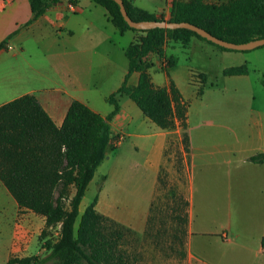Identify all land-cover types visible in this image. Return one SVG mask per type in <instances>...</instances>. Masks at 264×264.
I'll use <instances>...</instances> for the list:
<instances>
[{"label":"crops","instance_id":"obj_1","mask_svg":"<svg viewBox=\"0 0 264 264\" xmlns=\"http://www.w3.org/2000/svg\"><path fill=\"white\" fill-rule=\"evenodd\" d=\"M129 1L165 20L174 2ZM145 35L119 29L108 10L92 0H63L37 18L29 0H0V44H7L0 51V106L30 94L58 128L74 102L107 121L114 109L108 97L122 87L129 71L125 50ZM207 43L197 37L184 43L166 34L163 57L150 58L152 83L166 87L173 81L189 102L187 129L180 121L174 130L160 129L129 96H119L120 110L109 121L119 145L108 152L89 187L95 183L98 188V213L143 235L163 168L173 160L167 153L175 147L184 175L180 189L188 202L186 238L161 247L157 264H264V164L250 160L264 153V101L254 96L232 101L228 120L221 121L214 114L216 105L203 99L205 88L201 95H187L174 73L179 52L199 45L211 51L209 59L241 53L238 66L246 64L249 72L230 77L249 80L258 72L264 78V47L230 52ZM170 59L173 65L168 66ZM228 68L219 72L225 75ZM198 70L199 78L206 76L204 83L199 79L206 87L210 73L204 66ZM139 78L133 73L128 86H137ZM194 80L190 74L187 84ZM238 218L241 226L235 227ZM46 227V217L21 208L0 179V264L43 254Z\"/></svg>","mask_w":264,"mask_h":264},{"label":"trees","instance_id":"obj_2","mask_svg":"<svg viewBox=\"0 0 264 264\" xmlns=\"http://www.w3.org/2000/svg\"><path fill=\"white\" fill-rule=\"evenodd\" d=\"M34 18L44 14L53 4L63 0H29ZM105 7L115 25L121 30H133L146 34L125 50L129 59L126 79L116 92L108 97L114 106L107 121L74 102L61 128L56 127L34 95H24L0 106V179L18 201L21 208L46 217V231L62 223L61 238L48 248L49 254L37 257L15 258L9 264H43L60 260L63 264H129L122 239L129 228L109 219L96 210L97 198L76 223L79 209L96 171L110 150L114 139L109 121L119 112V96L127 95L142 113L163 130H174L180 121L187 129L189 102L171 81L166 87H156L149 69L151 56L163 57L166 34L187 43L197 37L212 45L197 33L186 29L135 30L124 20L119 5L113 0H92ZM128 15L135 21L165 20L135 8L124 0ZM170 22H190L204 28L214 36L234 43H246L264 38V0H222L209 3L205 0H174ZM224 51H230L215 45ZM7 44H0V51ZM239 52V51H235ZM169 65L173 61L169 60ZM246 64L224 71L226 76L248 74ZM133 73H139L137 86H128ZM203 83L204 74H200ZM198 93H203V87ZM188 147V135L184 133ZM110 147H112L110 149ZM254 163L264 164V153L250 158ZM161 180V178H160ZM183 199V198H182ZM184 200V199H183ZM69 201L68 205H64ZM186 205L188 202H185ZM156 208L153 203L150 222L155 225L159 218H151ZM159 215V214H158ZM187 214L186 219L187 220ZM112 222L110 230L105 222ZM187 223V221H186ZM186 233V230H185ZM264 247V236L262 238Z\"/></svg>","mask_w":264,"mask_h":264},{"label":"rangeland","instance_id":"obj_3","mask_svg":"<svg viewBox=\"0 0 264 264\" xmlns=\"http://www.w3.org/2000/svg\"><path fill=\"white\" fill-rule=\"evenodd\" d=\"M205 1L209 3H217L213 2L214 0ZM207 44L212 46V48H218L210 43ZM209 52L211 51H205L199 45H193L191 49H182V51L179 52L177 67L174 70V73L178 77L180 86L187 90L186 93L189 92L192 95V92H198L199 88H205L206 92L203 99L206 102H211L216 105V107H213V109H215L214 114L217 116L218 120L221 121L228 120L227 117L232 111V101L251 100L252 96L258 101H264V78L258 72L252 73L249 80L238 77H228L219 72L220 67L222 66L234 67L240 65L241 60H238L236 57L241 56L239 55L241 53H230L233 54L232 56L234 57L221 60L220 58H216V56H212L211 59H209L207 55ZM166 64L169 66V60L166 61ZM200 66H204L210 73V78L206 87L199 82L200 78L198 77V74L200 71L198 69ZM190 74H192L193 80L195 79L194 81H198V84H194V81H191L190 85L187 84ZM195 104H197V102ZM119 141V136H115L110 144L112 147H118ZM112 147H110V149ZM167 154V156L171 155L173 160H170V163L166 166L169 171L166 168H163V179L159 181L156 191V200L154 202L156 208L151 216L153 220L159 218L160 222L158 221L157 223L160 224L159 226H156L155 222H150L146 233L143 235L136 234L131 229H129L131 232L124 235V238L122 239L124 247H122V249L127 251L126 256L129 259V264H157L161 253V247L164 248L167 244L181 243L186 238L185 227L188 219H185L188 203L186 205L183 200L184 196L180 189L183 185L182 178H184L182 168H179V164L177 163L179 161L177 156H179L180 151L173 147ZM97 189L95 183L89 187L86 196L80 205V214L76 227L79 226L81 216L84 214L87 207L90 206L96 198ZM162 198L164 201H162ZM166 199L168 202H166ZM68 204L69 201H65L64 205ZM233 222L235 227L241 226L240 218L234 219ZM111 225L112 222L110 220L105 222V226L109 230ZM61 231L62 223L53 225L46 231L42 245L51 247L56 244L61 238ZM48 254L49 250L47 248L43 254L34 257L42 259ZM110 263L114 264V260H111ZM43 264L63 263L57 259Z\"/></svg>","mask_w":264,"mask_h":264},{"label":"water","instance_id":"obj_4","mask_svg":"<svg viewBox=\"0 0 264 264\" xmlns=\"http://www.w3.org/2000/svg\"><path fill=\"white\" fill-rule=\"evenodd\" d=\"M113 1H115L119 5L121 14L124 20L126 21V23L129 25V27L135 30L144 31V30H152L156 28L169 29V30L186 29L197 33L199 36L208 40L209 42H212L215 45H218L228 50L239 51V52H247L264 47V38L254 39L246 43L229 42L214 36L204 28L199 27L190 22H170L166 20L135 21L128 15L124 0H113Z\"/></svg>","mask_w":264,"mask_h":264},{"label":"built area","instance_id":"obj_5","mask_svg":"<svg viewBox=\"0 0 264 264\" xmlns=\"http://www.w3.org/2000/svg\"><path fill=\"white\" fill-rule=\"evenodd\" d=\"M70 6H71V8H72V9H74V8H75V5H74V4H71Z\"/></svg>","mask_w":264,"mask_h":264}]
</instances>
